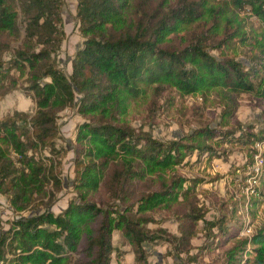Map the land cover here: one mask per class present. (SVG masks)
Segmentation results:
<instances>
[{
	"label": "trees",
	"instance_id": "trees-1",
	"mask_svg": "<svg viewBox=\"0 0 264 264\" xmlns=\"http://www.w3.org/2000/svg\"><path fill=\"white\" fill-rule=\"evenodd\" d=\"M76 1L83 42L72 57V72L67 75L56 56L65 38L64 1L0 0V100L15 88L18 77L26 75V89L36 106L33 114L16 111L0 116V143L7 146L0 144V193L15 210H41L20 216L10 228L0 229V264H63L74 251L79 254L74 264H110L113 252L122 254L112 245V229L120 230L131 245L136 264H149L144 244L157 239L168 241L178 255L188 252L197 224L204 219L203 211L183 214L180 235H167L153 233L146 226L153 222L152 217H138L119 206L99 208L93 203L71 201L58 213L49 210L63 187L62 156L55 146L59 113L75 108L88 120L79 124L76 137L86 144L75 146L78 155L91 157L89 162H78L75 181L81 182L76 183L79 186L88 184L92 171L102 177L114 155L137 158L149 167L181 163L184 153L193 150L216 156L213 145L178 139L161 142L148 133L117 124L121 110L117 95L125 93L136 99L142 87L161 82L188 93L211 86L256 93L264 80V56L260 53L244 65L213 55L212 50L223 47L233 33L228 26L220 33L219 19L206 21V0ZM229 1L238 9L249 6L264 23V0ZM182 23L194 24L186 43L165 41V34ZM233 115L228 107L227 116ZM197 133L224 143L249 147L256 141L264 144V128L245 131L240 124L205 127ZM133 174L130 169L114 171L119 200L125 199ZM259 179L264 184V175ZM179 181V177L174 179L161 194L173 192ZM96 218L99 220L94 221ZM234 222L236 217L222 210L215 224L221 230L219 240L235 235L239 224Z\"/></svg>",
	"mask_w": 264,
	"mask_h": 264
},
{
	"label": "rangeland",
	"instance_id": "rangeland-1",
	"mask_svg": "<svg viewBox=\"0 0 264 264\" xmlns=\"http://www.w3.org/2000/svg\"><path fill=\"white\" fill-rule=\"evenodd\" d=\"M63 1L65 38L56 56L59 66L69 75L72 72V57L82 45L83 38L76 19L77 1ZM204 2L206 21L210 23L219 19V32L228 26L233 33L223 47L212 50L213 55L242 61L244 65L260 53L264 56V23L249 6L238 9L229 0ZM193 25H177L165 34L164 40L175 45L185 44ZM27 84L26 75L18 77L15 88L0 100V116L16 111L27 114L35 112L36 106L26 89ZM257 89L256 93L231 92L222 86H211L188 93L168 82H161L142 87L136 99L129 98L125 93L118 94L121 110L117 124L130 126L137 133H148L161 142L178 139L185 143L213 145L217 154L193 150L184 153L181 163H172L167 167H149L137 158L114 155L115 160L111 161L102 177L96 170L92 171L88 184L82 186L78 185L80 181H75L76 167L79 161L89 162L91 157L87 154L79 156L75 146L86 145L85 141L78 142L76 137L79 124L88 120L75 108L64 109L59 113V137L55 142L62 156L63 187L56 193L49 210L58 213L71 201H85L99 208L119 206L122 211L135 216L152 217L153 222H148L146 226L153 233L164 232L167 235H180L183 214L192 210L203 211L204 219L197 224L198 231L191 239L188 252L178 255L168 241L157 239L144 244L149 264H181L185 261L188 264H264V184L259 179L264 175V162L256 182L250 180L251 171L256 167V156L259 155L264 161V144L256 141L249 147L233 142L224 143L222 139H204L197 133V130L205 127L222 128V125L233 127L239 124L245 131L262 130L264 80ZM227 95L231 97L229 100ZM228 107L234 114L231 118L227 116ZM0 144L7 149L5 144ZM87 145L92 144L88 142ZM87 147L90 151L95 150L92 146ZM8 155L15 157L12 152H8ZM125 169H130L134 174L122 201L116 197L120 195L112 176L114 171L119 173ZM178 177L180 181L173 187V192L161 194ZM91 183L96 184L93 186ZM145 196H149V199L145 200ZM222 210L236 217L234 223L239 224V229H234L235 235L219 240L221 230L215 224L221 218ZM40 211H32L31 207L15 210L0 193L2 230L10 228L14 219ZM98 220L96 218L94 221ZM96 225L97 222L92 224L93 227ZM111 240L122 254L113 252L110 264H136L132 247L120 230L112 229ZM78 257L79 254L74 251L63 264H74Z\"/></svg>",
	"mask_w": 264,
	"mask_h": 264
},
{
	"label": "built area",
	"instance_id": "built-area-1",
	"mask_svg": "<svg viewBox=\"0 0 264 264\" xmlns=\"http://www.w3.org/2000/svg\"><path fill=\"white\" fill-rule=\"evenodd\" d=\"M263 159L261 157H259V155L256 156V167L254 168L253 171H251L250 174V180H252L253 182H256L257 177L259 176V169L263 164Z\"/></svg>",
	"mask_w": 264,
	"mask_h": 264
}]
</instances>
